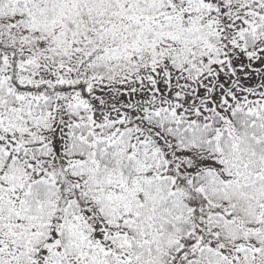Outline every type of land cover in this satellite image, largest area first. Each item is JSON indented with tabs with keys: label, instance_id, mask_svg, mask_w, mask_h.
Here are the masks:
<instances>
[{
	"label": "snow or ice",
	"instance_id": "snow-or-ice-1",
	"mask_svg": "<svg viewBox=\"0 0 264 264\" xmlns=\"http://www.w3.org/2000/svg\"><path fill=\"white\" fill-rule=\"evenodd\" d=\"M0 264H264V0H0Z\"/></svg>",
	"mask_w": 264,
	"mask_h": 264
}]
</instances>
